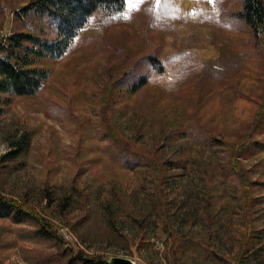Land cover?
Listing matches in <instances>:
<instances>
[{
	"label": "rangeland",
	"instance_id": "1",
	"mask_svg": "<svg viewBox=\"0 0 264 264\" xmlns=\"http://www.w3.org/2000/svg\"><path fill=\"white\" fill-rule=\"evenodd\" d=\"M25 1L0 0V37L30 30L15 18ZM210 1L228 12L238 0ZM126 6L123 21L97 11L60 59L41 61L50 74L37 94L0 102V196L34 208L63 241L0 216V264H71L77 250L135 264H264V146L238 157L249 198L225 147L264 102V56L214 17L177 20L159 0ZM192 33L218 51L210 72L191 60L171 89L128 93L141 57L192 47Z\"/></svg>",
	"mask_w": 264,
	"mask_h": 264
},
{
	"label": "trees",
	"instance_id": "2",
	"mask_svg": "<svg viewBox=\"0 0 264 264\" xmlns=\"http://www.w3.org/2000/svg\"><path fill=\"white\" fill-rule=\"evenodd\" d=\"M129 2H133L130 7ZM138 2L144 4L143 8H148L155 0H128V13ZM233 2L235 1H229V6ZM126 4L127 0H27L19 5L14 11L15 18L17 21L28 23L30 30L16 31L0 37V102L8 103L14 98L32 97L37 94L50 74L38 64L47 59H60L76 37L89 29L87 24L97 11L104 15H117L118 19L123 21L127 11ZM159 5L170 9L169 12L177 20L188 23L198 24L204 17H214L231 33L247 38L248 40H243L251 45L252 50L255 48L264 56L263 0H238L237 7L228 12L220 6V2L210 0H159ZM32 19L41 23L38 31L37 26L30 28ZM47 30L51 32L46 35L44 31ZM189 37L185 41L193 42L192 47L183 43L178 51L170 49V53L165 57L158 51L141 57L129 73L135 72L137 68H142V73H137V79L128 84V93L134 94L145 87L171 89L176 82L177 72L183 73L191 60L200 63L202 70L210 72L218 51L210 41L203 40L204 44L198 46L194 40L195 34L192 33ZM261 125H264V102L256 112L253 122L240 133L242 140L225 146L229 168L240 178L247 198L249 181L244 176V169L238 162V157L250 154L252 147L264 146L253 140L256 135L264 134V126L261 128ZM188 132V135L193 133L192 130ZM21 152V148L10 151L3 160H13ZM138 159L133 164H136ZM247 210L248 205L245 212ZM0 216L11 218L14 222L30 221L35 224L36 233L41 238L63 242L55 225L40 216L32 207L0 196ZM249 230L250 224L246 223V238L249 237ZM246 244L247 241H244L240 256L244 254ZM72 253L71 264H108V259L102 256L87 255L81 250Z\"/></svg>",
	"mask_w": 264,
	"mask_h": 264
},
{
	"label": "water",
	"instance_id": "3",
	"mask_svg": "<svg viewBox=\"0 0 264 264\" xmlns=\"http://www.w3.org/2000/svg\"><path fill=\"white\" fill-rule=\"evenodd\" d=\"M108 264H135L132 260L120 257H113L108 260Z\"/></svg>",
	"mask_w": 264,
	"mask_h": 264
}]
</instances>
